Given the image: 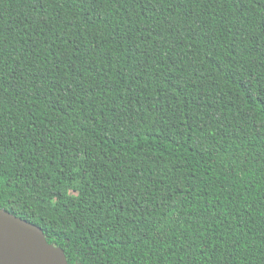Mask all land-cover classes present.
I'll use <instances>...</instances> for the list:
<instances>
[{
	"label": "trees",
	"instance_id": "obj_1",
	"mask_svg": "<svg viewBox=\"0 0 264 264\" xmlns=\"http://www.w3.org/2000/svg\"><path fill=\"white\" fill-rule=\"evenodd\" d=\"M0 208L69 264H264V0H0Z\"/></svg>",
	"mask_w": 264,
	"mask_h": 264
},
{
	"label": "water",
	"instance_id": "obj_2",
	"mask_svg": "<svg viewBox=\"0 0 264 264\" xmlns=\"http://www.w3.org/2000/svg\"><path fill=\"white\" fill-rule=\"evenodd\" d=\"M0 264L69 263L64 250L48 242L40 226L0 208Z\"/></svg>",
	"mask_w": 264,
	"mask_h": 264
}]
</instances>
